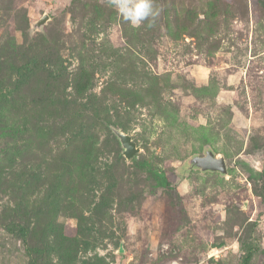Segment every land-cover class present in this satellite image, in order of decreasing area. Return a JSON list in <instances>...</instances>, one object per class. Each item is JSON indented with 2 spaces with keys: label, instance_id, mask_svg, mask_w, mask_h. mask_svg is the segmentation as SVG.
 <instances>
[{
  "label": "rangeland",
  "instance_id": "374dc122",
  "mask_svg": "<svg viewBox=\"0 0 264 264\" xmlns=\"http://www.w3.org/2000/svg\"><path fill=\"white\" fill-rule=\"evenodd\" d=\"M155 4L0 0V264H264V0Z\"/></svg>",
  "mask_w": 264,
  "mask_h": 264
},
{
  "label": "clouds",
  "instance_id": "9594fccd",
  "mask_svg": "<svg viewBox=\"0 0 264 264\" xmlns=\"http://www.w3.org/2000/svg\"><path fill=\"white\" fill-rule=\"evenodd\" d=\"M106 3L134 28L142 25L152 28L160 15L155 0H106Z\"/></svg>",
  "mask_w": 264,
  "mask_h": 264
},
{
  "label": "water",
  "instance_id": "95a60500",
  "mask_svg": "<svg viewBox=\"0 0 264 264\" xmlns=\"http://www.w3.org/2000/svg\"><path fill=\"white\" fill-rule=\"evenodd\" d=\"M46 15L43 20L37 23V27L40 28L48 19ZM114 134L119 139L124 151L123 155L128 159L132 160L140 152V148L137 147L136 142L133 140L131 135L122 132L119 129H113ZM198 167L204 171H217L221 173L227 172L226 161L223 157L216 156L213 152H207L203 157H195L192 160Z\"/></svg>",
  "mask_w": 264,
  "mask_h": 264
},
{
  "label": "trees",
  "instance_id": "16d2710c",
  "mask_svg": "<svg viewBox=\"0 0 264 264\" xmlns=\"http://www.w3.org/2000/svg\"><path fill=\"white\" fill-rule=\"evenodd\" d=\"M161 182H162V185H164L166 187H170L169 186V181L166 178H163ZM9 231H12V229L9 228Z\"/></svg>",
  "mask_w": 264,
  "mask_h": 264
}]
</instances>
